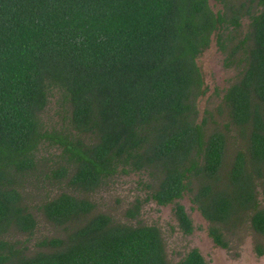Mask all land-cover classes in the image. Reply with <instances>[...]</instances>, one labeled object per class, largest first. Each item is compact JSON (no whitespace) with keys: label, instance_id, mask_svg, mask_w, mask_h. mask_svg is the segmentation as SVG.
<instances>
[{"label":"trees","instance_id":"16d2710c","mask_svg":"<svg viewBox=\"0 0 264 264\" xmlns=\"http://www.w3.org/2000/svg\"><path fill=\"white\" fill-rule=\"evenodd\" d=\"M256 5L227 52L240 11L214 12L209 0H0V264H168L156 227L117 222L89 197L131 172L150 179L147 199L174 205L184 234L192 224L178 201L194 187L216 246L243 212L264 237L255 194L264 180V0ZM213 34L224 64L240 70L223 96L224 130L197 121V58ZM55 97L65 116L48 128ZM231 130L238 148L228 161ZM41 148L59 150L53 166L39 160ZM42 177L56 194L37 211L62 236L29 249L20 236L32 239L39 217L23 189ZM138 211L136 200L126 215ZM178 264L206 263L191 250Z\"/></svg>","mask_w":264,"mask_h":264},{"label":"rangeland","instance_id":"374dc122","mask_svg":"<svg viewBox=\"0 0 264 264\" xmlns=\"http://www.w3.org/2000/svg\"><path fill=\"white\" fill-rule=\"evenodd\" d=\"M209 4L214 12H224L226 9L240 11L241 26L235 36V42L230 43L231 45L225 49L228 52L232 44L241 40L248 32L249 15L259 12L260 8L257 7L256 0H225L223 4L209 0ZM234 34L236 32L230 30L226 36L230 40ZM227 52L220 49L217 34H213L208 48L197 58L203 79L202 94L196 102L197 121H204L210 129L217 127V129L224 130L223 124L226 118L224 119L223 113V96L240 75V70L236 66L224 64ZM62 108L64 107L61 106L58 97L51 100L43 116L48 128L61 123L62 117L65 116ZM228 136L231 139L228 142L226 155L228 161H231L237 151L238 142L235 143L232 140L235 137L233 130ZM58 157L59 150L56 148H41L38 151L39 160L47 161L48 166L46 167L53 166ZM50 181L51 179L48 181L44 177L30 180L23 189L30 210L39 217L34 237L27 239L25 236H20V239L27 240L28 244H25L29 249H36V242L42 238L62 236L60 230L41 219V214L37 211L46 199V192L56 194L55 183H50ZM222 183L226 186L225 180L222 179ZM236 183L237 187H241L245 181L239 178ZM217 185L218 183L213 186L212 196L219 193ZM151 189V181L145 172H131L107 179L102 187L89 197L97 211L110 216L117 222L130 226L156 227L164 243L168 264H178L191 250H197L206 264H264V237L251 227L250 212L238 214L233 224L223 228L221 235L226 245L216 246L208 235L211 223L202 217L192 201L195 193L194 187L178 201L191 221L192 232L190 234H184L179 229L174 216L173 204L159 206L153 200L147 199L150 197ZM226 189L228 190L227 186ZM255 194L257 205L264 208V180L261 179L256 183ZM136 200L139 203L138 214L135 218H129L126 212L132 208ZM258 250L263 251L261 255L257 254Z\"/></svg>","mask_w":264,"mask_h":264}]
</instances>
